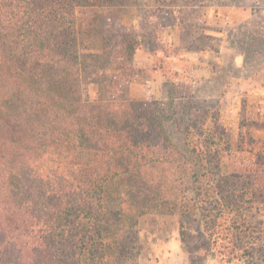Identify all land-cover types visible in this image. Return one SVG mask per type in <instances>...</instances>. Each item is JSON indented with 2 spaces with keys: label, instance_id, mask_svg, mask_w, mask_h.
Masks as SVG:
<instances>
[{
  "label": "trees",
  "instance_id": "obj_1",
  "mask_svg": "<svg viewBox=\"0 0 264 264\" xmlns=\"http://www.w3.org/2000/svg\"><path fill=\"white\" fill-rule=\"evenodd\" d=\"M177 1L0 0V264H130L132 254L126 257L123 249L132 243L131 228H107L105 196L116 185L114 199L130 223L170 204H155L151 189L159 200L168 191L172 208L179 206L182 241L184 216L197 214L213 229L217 215L233 213L229 261L242 249L254 264H264L262 246H237L249 234L236 226L241 219L246 224L236 214L246 197L262 201L264 192L256 193L246 176L242 182L219 178L205 190L200 172L185 167L192 156L182 154L166 131L164 107L129 98L140 40L114 22L104 32L106 12L131 5L175 9ZM78 8L96 12L101 51L122 73L108 99L87 93L92 78L79 55ZM97 63L89 64L95 72ZM172 179L189 186L182 190Z\"/></svg>",
  "mask_w": 264,
  "mask_h": 264
},
{
  "label": "rangeland",
  "instance_id": "obj_2",
  "mask_svg": "<svg viewBox=\"0 0 264 264\" xmlns=\"http://www.w3.org/2000/svg\"><path fill=\"white\" fill-rule=\"evenodd\" d=\"M177 2L179 7L175 9L131 5L104 14L106 34L114 22L140 40L132 58V78L126 90L129 98L164 107L166 131L182 154L192 156L185 167L200 172L205 190L219 178L230 176L242 182L246 176L259 189L256 193L262 195L264 0ZM95 13L91 8L76 10V25L82 27L78 50L81 59L86 60L85 76L92 78L88 79L92 83L86 85L88 95L104 100L108 99L114 77L122 73L113 70L108 54L101 51L94 30ZM94 61L98 62L97 72L89 67ZM126 91L120 93L121 98ZM158 174L155 168L149 175L153 183ZM170 183L182 190L189 186L185 179L184 184L176 179ZM116 191H120L119 185L107 189L105 196L110 218L107 228L117 223L122 231L131 228L132 243L123 249L126 257L129 251L132 254L130 264H254L242 249L236 253L239 260L228 259L233 251V213L217 215L213 229H207L197 214L184 216L182 241L179 206L172 208L168 191L159 200L151 189L149 198L155 204H170L164 209L159 205L131 223L126 217L129 214L119 211ZM192 196L188 192V197ZM246 198L236 213L246 224L241 219L236 226L248 229L249 236L237 246L250 248L251 243L254 248L262 246L264 252V200Z\"/></svg>",
  "mask_w": 264,
  "mask_h": 264
}]
</instances>
